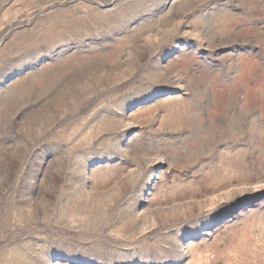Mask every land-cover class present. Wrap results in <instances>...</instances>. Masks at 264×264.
I'll list each match as a JSON object with an SVG mask.
<instances>
[{
    "label": "rangeland",
    "instance_id": "rangeland-1",
    "mask_svg": "<svg viewBox=\"0 0 264 264\" xmlns=\"http://www.w3.org/2000/svg\"><path fill=\"white\" fill-rule=\"evenodd\" d=\"M0 264H264V0H0Z\"/></svg>",
    "mask_w": 264,
    "mask_h": 264
}]
</instances>
